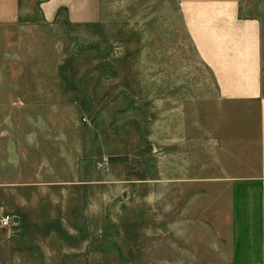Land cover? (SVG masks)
<instances>
[{
  "label": "rangeland",
  "instance_id": "1",
  "mask_svg": "<svg viewBox=\"0 0 264 264\" xmlns=\"http://www.w3.org/2000/svg\"><path fill=\"white\" fill-rule=\"evenodd\" d=\"M98 6L93 22L46 21L20 0L0 23V207L20 220L0 264H203L209 202L187 193L215 184L179 179L192 172L166 162L161 128L174 139L184 108L207 107L209 73L175 0Z\"/></svg>",
  "mask_w": 264,
  "mask_h": 264
},
{
  "label": "crops",
  "instance_id": "2",
  "mask_svg": "<svg viewBox=\"0 0 264 264\" xmlns=\"http://www.w3.org/2000/svg\"><path fill=\"white\" fill-rule=\"evenodd\" d=\"M33 1L46 21L64 16L70 22L86 23L100 15L98 0ZM175 3L198 60L213 84L207 107L197 99L191 111L183 109L176 130H169L174 139L166 138L168 129L161 128L166 162L175 156L176 163L182 160L187 164L186 172H192L179 179L215 184L213 190L202 194L200 188L187 193L192 197L187 204L195 203L197 209L201 196L206 195L211 213V235L203 237V256L207 259L197 261L198 254L193 259L203 264H215L216 260L219 264H264V0ZM21 13L20 0H0V23ZM172 147H176L175 155L170 153ZM198 170L207 173H193ZM176 194H180L178 190ZM2 208L0 214L6 212ZM217 220L228 228V235L224 232L220 237V245L216 241ZM180 224L175 222L171 227Z\"/></svg>",
  "mask_w": 264,
  "mask_h": 264
},
{
  "label": "built area",
  "instance_id": "3",
  "mask_svg": "<svg viewBox=\"0 0 264 264\" xmlns=\"http://www.w3.org/2000/svg\"><path fill=\"white\" fill-rule=\"evenodd\" d=\"M19 226V218L11 212L0 214V230H10Z\"/></svg>",
  "mask_w": 264,
  "mask_h": 264
}]
</instances>
